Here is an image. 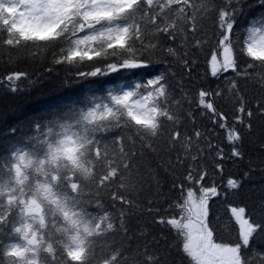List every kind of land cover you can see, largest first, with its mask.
Segmentation results:
<instances>
[{
    "label": "snow or ice",
    "instance_id": "1",
    "mask_svg": "<svg viewBox=\"0 0 264 264\" xmlns=\"http://www.w3.org/2000/svg\"><path fill=\"white\" fill-rule=\"evenodd\" d=\"M243 3L244 0H0V46L47 48L53 64L91 62L86 65L89 71L75 74L81 79L121 71L143 72L163 62L164 55L174 57L190 74L196 63L191 48L203 50L208 40L205 19L214 25L212 61L222 50L223 71L231 69L235 73L225 81L234 104L231 123L215 104L216 98L225 94L224 89L201 88L197 93L200 115L208 116L212 129L195 127L193 112H182L183 104L188 102L187 93L173 102L166 71L132 87L110 89L106 96L94 98L86 110H74L43 126L36 125L32 147H18L6 162L0 160V235L7 230L24 241L4 249L8 264H124L118 259L119 250L102 256L95 238L116 231L114 215L102 203L105 195L119 212V230L127 232L126 214L136 203L122 193L129 188L136 141L127 137L133 146L126 147L124 135L106 142L101 133L116 128L134 129L141 149L154 150L151 143L143 141L157 137L168 122L169 147H178L182 153L177 154L176 164L185 174L178 184H173L179 199L169 204L172 214L161 215L157 222L176 230L177 237L183 239V252L193 264H252L242 248L264 233V213L257 221L245 216L244 207L231 208L240 225V242L235 245L214 241L208 219L211 197L236 196L241 187L240 180L228 179L229 191L218 190L213 174L223 173L225 160L243 159L241 129L251 132L253 118L264 119V100L253 103L246 98L237 79L256 77L264 88V17L253 21L241 41L234 23ZM259 3L264 4V0ZM178 39L177 47L168 44ZM244 56L250 60H242ZM212 75H220L215 66ZM26 76L17 72L6 79L11 82ZM9 87L17 90L16 85ZM178 108L181 111H176ZM182 116L194 126L191 134L180 130ZM215 127L225 130L228 153L219 143H212ZM260 148L264 149V143ZM153 181L159 191L160 180L153 176ZM85 189L93 192L102 214L87 211L83 203ZM260 190L264 191V186ZM148 204V211L159 215V201L149 199ZM260 206L264 207V201ZM46 216L51 218L48 223ZM144 249L142 260L134 264H166L147 245Z\"/></svg>",
    "mask_w": 264,
    "mask_h": 264
},
{
    "label": "trees",
    "instance_id": "2",
    "mask_svg": "<svg viewBox=\"0 0 264 264\" xmlns=\"http://www.w3.org/2000/svg\"><path fill=\"white\" fill-rule=\"evenodd\" d=\"M262 17H264V4H260L259 0H244L234 23V29L239 33L241 41L246 37V30L252 26L253 21ZM204 25L208 40L203 50L191 48L196 63L190 74L174 57L164 55L161 57L163 62L150 65L143 72L121 71L85 80L75 74L77 71H89L86 65L91 62L85 61L82 65L77 60L72 65L53 64L51 53L47 48L10 49L8 46H0V160L6 162L10 153L18 147H32L33 137L37 135L36 125L43 126L74 110H86L94 98L106 96L108 90L132 87L136 83H142L158 75L161 71L169 73L173 102L179 100L183 93L188 94V102L183 104L182 112L187 113L189 110L193 112L196 116L195 127L214 128L207 115H200L201 109L197 106L196 96L201 88L225 90L224 95L216 98L215 104L221 112L228 115V123H231L234 104L232 96L227 94L228 85L225 81L234 77L235 73L228 69L227 72L219 70L218 77L212 75L210 60L216 37L213 36V22L205 19ZM168 44L177 47L180 40L168 41ZM188 47L191 45L189 44ZM218 56L220 58L221 54ZM242 60L247 61L250 58L244 56ZM17 72L26 73L27 76L11 82L6 79ZM237 79L240 90L246 98L253 103L257 99L264 100V88L256 82V77L248 81ZM10 84L16 85L17 90H10ZM176 111L181 109L178 108ZM181 119L180 130L182 132L186 130L188 134H191L194 130L193 124L184 116ZM252 125L251 132L241 129L244 132L243 159L235 162L225 160L223 173L212 176V181L218 186V190L222 189L225 192L229 191L226 187L228 179L241 181L238 195H223L209 199V227L213 230V239L217 243L235 245L240 242V225L231 212V208L244 207L245 216H251L252 220L257 221L264 213V207L260 206V202L264 201V191L260 190L261 186H264V149L260 148V145L264 143V119L254 117ZM170 130L171 122H168L157 137H148L143 141L144 144L151 143L154 150L146 147L141 149L139 137L134 129L121 131L116 128L101 133L106 142H110L117 135H124L126 147L133 146L127 139L132 137L136 141L135 151L137 152L131 161L133 167L127 180L129 188L122 193L136 203V207L126 214V233L119 230V212L111 207L107 195L102 200L104 206L113 213L116 227V231L95 238L97 250L102 256L107 257L119 250L118 259L124 260V264H134L142 260L141 254L145 250L144 245H147L148 250H154L159 254L160 260L166 261V264H193L191 258L183 252V239L177 237L176 230L157 222L161 215L172 214L173 210L169 208V204L179 199V191L173 188V184H178L185 174L184 169L176 164L177 154L182 153L178 147L174 150L169 147ZM212 143H219L225 153L230 151L224 129L215 127ZM209 171H213L211 164H209ZM245 173L249 174L248 177ZM153 176L160 180L159 191L155 187ZM149 199L159 201L158 207L161 209L159 215L148 211L151 207L148 204ZM83 203L89 213L102 214L97 207L93 192L88 189L84 191ZM50 219L46 216V223ZM15 243L23 244L24 241L7 230L5 234L0 235V264H8L9 258L3 254L4 249ZM242 253L252 264H264V233L251 239L249 246L242 248ZM42 255L45 254L42 253Z\"/></svg>",
    "mask_w": 264,
    "mask_h": 264
},
{
    "label": "rangeland",
    "instance_id": "3",
    "mask_svg": "<svg viewBox=\"0 0 264 264\" xmlns=\"http://www.w3.org/2000/svg\"><path fill=\"white\" fill-rule=\"evenodd\" d=\"M222 64H223V55L222 54H221L220 59L217 57V60L215 62L211 60L212 69H213L214 66L218 70L222 69V67H221Z\"/></svg>",
    "mask_w": 264,
    "mask_h": 264
}]
</instances>
